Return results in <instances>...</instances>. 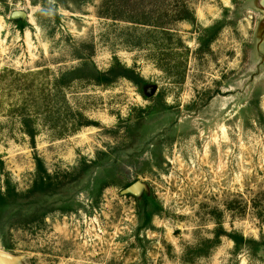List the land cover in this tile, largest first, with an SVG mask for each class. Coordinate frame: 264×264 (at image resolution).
Listing matches in <instances>:
<instances>
[{
	"label": "rangeland",
	"instance_id": "374dc122",
	"mask_svg": "<svg viewBox=\"0 0 264 264\" xmlns=\"http://www.w3.org/2000/svg\"><path fill=\"white\" fill-rule=\"evenodd\" d=\"M0 249L264 264V0H0Z\"/></svg>",
	"mask_w": 264,
	"mask_h": 264
},
{
	"label": "water",
	"instance_id": "95a60500",
	"mask_svg": "<svg viewBox=\"0 0 264 264\" xmlns=\"http://www.w3.org/2000/svg\"><path fill=\"white\" fill-rule=\"evenodd\" d=\"M150 93H153V91L151 90ZM13 259H14V256L12 254L0 249V262L1 261H11Z\"/></svg>",
	"mask_w": 264,
	"mask_h": 264
}]
</instances>
